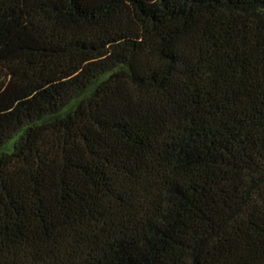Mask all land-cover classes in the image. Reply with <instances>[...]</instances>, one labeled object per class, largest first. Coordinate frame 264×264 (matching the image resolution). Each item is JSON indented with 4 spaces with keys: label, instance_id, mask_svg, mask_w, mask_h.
I'll list each match as a JSON object with an SVG mask.
<instances>
[{
    "label": "trees",
    "instance_id": "16d2710c",
    "mask_svg": "<svg viewBox=\"0 0 264 264\" xmlns=\"http://www.w3.org/2000/svg\"><path fill=\"white\" fill-rule=\"evenodd\" d=\"M0 264H264V0H0Z\"/></svg>",
    "mask_w": 264,
    "mask_h": 264
}]
</instances>
